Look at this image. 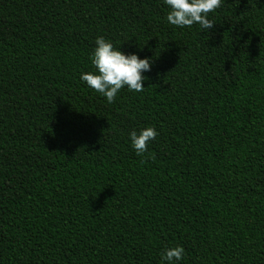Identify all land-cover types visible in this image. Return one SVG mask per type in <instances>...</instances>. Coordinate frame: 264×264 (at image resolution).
<instances>
[{
	"label": "trees",
	"instance_id": "trees-1",
	"mask_svg": "<svg viewBox=\"0 0 264 264\" xmlns=\"http://www.w3.org/2000/svg\"><path fill=\"white\" fill-rule=\"evenodd\" d=\"M163 0H0V264H264V0L177 28ZM103 36L151 60L109 104ZM158 132L137 156L129 133Z\"/></svg>",
	"mask_w": 264,
	"mask_h": 264
},
{
	"label": "clouds",
	"instance_id": "clouds-1",
	"mask_svg": "<svg viewBox=\"0 0 264 264\" xmlns=\"http://www.w3.org/2000/svg\"><path fill=\"white\" fill-rule=\"evenodd\" d=\"M221 0H163L168 12L165 17L167 23L177 28L191 27L198 24L203 30L213 27L208 18L220 6ZM95 47L90 55V62L94 72H82L80 80L103 96L111 104L122 88L129 92L140 93L145 88L143 73L151 70L149 58H139L135 53L125 54L114 47L111 41L103 36L95 39ZM131 147L137 156L143 155L147 145L158 135L152 126L142 128L139 132L133 130L129 134ZM184 257L183 247L165 248L161 254L163 264H180Z\"/></svg>",
	"mask_w": 264,
	"mask_h": 264
}]
</instances>
